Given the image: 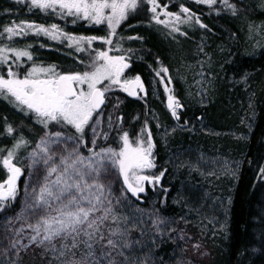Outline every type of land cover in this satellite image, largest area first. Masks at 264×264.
<instances>
[{"label": "rangeland", "instance_id": "1", "mask_svg": "<svg viewBox=\"0 0 264 264\" xmlns=\"http://www.w3.org/2000/svg\"><path fill=\"white\" fill-rule=\"evenodd\" d=\"M28 1L30 2V0ZM256 2L258 9L264 12V0H256ZM165 11L163 7L157 9L159 18L168 22L158 23L159 26L173 23L172 26H169L170 28H181L180 22L164 15ZM26 33L36 34L35 30H26ZM168 33L172 35L170 29ZM242 34L244 38L242 42L243 55L257 56L264 51V18L244 19ZM37 35L47 36L42 33ZM47 37L51 41L63 38L52 39L50 36ZM69 43L73 42L70 40ZM0 48L27 51L31 55L29 48L19 45L17 39H13L11 42H1ZM107 51L110 55L116 56L111 53V50L107 49ZM6 54L12 57L9 63L13 65V70L18 75L19 72L14 67H17L16 65H19L17 68L25 67L24 71H20L22 72V75H19L20 77L26 75L32 67H43L41 63L32 64L35 58L33 55H31V60L27 57L16 60L11 52ZM232 59L233 56L227 43L215 40H207L202 45L197 46L191 57L183 56L176 59L175 77L178 78L179 84L182 86L185 101L192 106L196 114L190 121L169 122L166 119L164 122L158 123L156 125V135L151 133V137L153 143L157 140L162 146L164 154L162 168L169 167L172 169L173 175L181 176L179 187L175 191V197L171 199L172 202L177 203L178 213L169 215L164 212L155 197H152L146 204L139 203L143 201H137L135 199L137 197L126 190L123 176L119 174L118 169L111 170L100 177L101 182L108 185L107 195L111 200V207L114 214L120 218L118 223L113 222L111 219L106 221L105 234H108L107 230L109 228L119 227L121 230H127L126 239L131 246L122 249V251L132 264H141V262H144V264H159L158 260L160 258L155 253L156 248L150 246L148 242L163 233L167 235L169 240H174L173 248L179 247L177 254L169 256L172 257L169 259L170 264H215L210 259L212 258L210 254L211 247L205 245V243L211 242L215 246H220L223 241L221 238L226 236L231 195L242 165V147L253 128L258 96L257 90L249 83L250 81H247L246 75L240 78L235 76L230 78L231 84L228 92L231 96L228 107L232 110L230 112L232 119L224 124L225 127L223 128L222 125H218L221 123L215 124L213 122L209 108L212 105L218 108L221 104L220 101L218 102V98L221 96L220 86L225 84L226 79H228L225 68ZM6 70L7 65L0 64V75L6 74ZM125 70L122 79L129 80L130 78H125ZM170 77L167 74L163 81V88L166 93L165 100L161 97L157 83L148 89L150 98L157 101V107L161 111L166 109L167 97L171 95V91H166L165 85L167 84V87L171 90L172 86H175L173 79ZM169 78L171 80L170 84L168 83ZM236 87H240V89H235ZM124 94L128 95L118 86L113 87L106 94L107 101L102 110L103 115L94 117V119L98 118L100 120V123L95 125L97 135L94 138L97 143L99 139H104L107 118L111 129L122 127L116 112L126 103ZM8 103L14 106L13 103L9 101ZM109 104H111L110 111ZM6 109L13 114L11 106H7ZM154 111L156 112V109ZM18 116H20L22 126L27 125V116H29L31 122L28 123L33 125L37 132H34L35 134H32L33 136L27 140L29 141L28 145L16 153L15 160L17 159L18 164L23 167L24 175L21 186L17 189L15 200L8 202L7 207L10 206L9 210L0 215V235L4 237L3 246L0 249V258L2 259L0 264H61L63 258H57L58 252H54L43 245L29 244L28 238L34 233L28 225H35L40 216L44 215V212L39 208H29L27 205L34 203L30 194L34 188L38 190L37 186L43 182L45 175L44 165L37 164L33 166L29 153L33 151L46 130L36 122L32 113H24V115ZM199 129L201 133L198 131ZM48 130L63 131L68 136H72L68 133V131H72L73 135H78L70 126L61 128L49 125ZM85 131L87 146L83 149L82 144L79 145L80 154L90 156L89 148H93L95 151L100 148H112L104 143L100 144L99 147L96 146L97 144L95 146L91 145L92 131L90 128H86ZM195 133L197 136L194 139H199L198 142L192 141ZM21 136L19 133L0 135V137L5 138L4 141L1 139L4 148L1 144L0 147L5 149L6 155L7 150L13 149ZM143 138L146 139L147 136ZM129 140L133 142L130 137ZM29 146H31L30 149ZM75 146L71 140L62 141L59 146L53 145L52 148L57 154L54 161L59 163V156L67 155ZM135 146L136 144L133 143V147ZM119 150L120 148L116 151ZM1 165L0 176L3 173ZM146 171L150 172L152 170L145 169L142 172ZM139 175L146 176L144 173ZM25 212L30 215L25 216L26 219L22 218ZM158 220H162L164 223L157 224ZM191 222L195 227L193 229L188 228ZM21 229L22 231H20ZM17 240L19 244L16 248H12V243ZM53 243L56 244L57 250L60 249V242L53 241ZM20 245H28V247L23 248ZM197 245H199L198 248ZM187 250L189 257L185 255ZM31 253L35 254L34 257H30L29 254ZM37 253L39 255H36ZM183 254L184 256H182ZM117 259H122V257H117ZM156 261L157 263H155Z\"/></svg>", "mask_w": 264, "mask_h": 264}, {"label": "snow or ice", "instance_id": "2", "mask_svg": "<svg viewBox=\"0 0 264 264\" xmlns=\"http://www.w3.org/2000/svg\"><path fill=\"white\" fill-rule=\"evenodd\" d=\"M30 2L32 7L45 12L59 10L61 16L71 15L97 25L106 23L110 30L109 37L99 39L106 44H112L110 37L115 35V30L121 22L127 20L129 14L137 10L140 0H30ZM197 2L211 5L216 0ZM148 3L152 5V19L156 23H168L159 18L157 9L160 5L157 0H148ZM224 3L231 7L235 14V6L228 5V0H224ZM180 11L189 13V9L183 6ZM164 15L176 22H187L181 20V16L176 13L165 11ZM192 18L189 15L188 19ZM196 19L198 21V18ZM201 27L206 26L201 24ZM26 30H35L36 34L42 33L52 39L64 37L73 42L77 51H84L80 45L85 41L91 45L93 40L98 39L68 36L55 24L45 28L42 25L21 23L5 28L4 32L11 38L26 34ZM174 30L179 31V28ZM8 52H11L16 60H20L21 57L32 59L27 51L0 48V64L7 65L6 76L0 75V97L8 99L26 114L32 113L36 122L46 130L33 151L29 153L33 166L42 164L45 169L43 182L37 186L38 190L34 188L30 194L34 203L27 205L29 208H39L44 212L35 225H28L34 233L28 238L29 244L43 245L58 252L57 258H63L61 264H132L122 251L131 246L126 239L127 230H121L119 227L109 228L108 234H105L106 221L111 219L118 223L120 218L114 214L111 207V200L107 195L108 185L101 182L100 177L118 169L119 174L123 176L126 190L137 198L145 191L142 186L144 181L158 183L164 175L163 172L155 177L138 174L156 166L153 157L155 145L151 132L147 131L146 139L141 137L134 142H130L129 134L124 132L121 137L123 147L119 151L112 148H100L95 151L89 148L91 155L84 156L80 154L79 145L87 146L84 140L86 128L92 131L91 145L97 144L94 138L97 135L95 125H98L100 120L94 117L103 115L102 106L105 105L106 94L118 86L129 95L136 96L137 89L144 91L140 77L136 76L134 81L122 79L124 70L130 67L127 58L123 55L112 56L107 50L98 51L90 59L88 70L82 73L60 74L56 72L55 67H32L26 75L20 77L9 63L12 57L6 54ZM167 71V68H162L156 73L162 82L165 77L161 72ZM168 83H171L170 78ZM165 88L166 91H171L167 84ZM167 107L172 116L179 120L178 110L183 108L180 101L169 95ZM49 125L61 128L70 126L78 135L68 136L63 131L48 130ZM6 131L11 135L14 129L9 125ZM68 140L73 141L76 146L67 155H60L59 163H56L54 157L57 154L52 146H59L62 141ZM28 143L29 141L21 137L13 149L7 150L6 156L0 157V164L8 172L6 181L0 183V211L8 206L9 201L16 198L17 181L23 170L13 161L17 151L26 147ZM133 143L136 144L135 147ZM261 174L264 177V169H261ZM160 223L164 221L158 220L157 224ZM53 241L61 243L60 249H56ZM18 244V240L14 241L12 248H16Z\"/></svg>", "mask_w": 264, "mask_h": 264}, {"label": "trees", "instance_id": "3", "mask_svg": "<svg viewBox=\"0 0 264 264\" xmlns=\"http://www.w3.org/2000/svg\"><path fill=\"white\" fill-rule=\"evenodd\" d=\"M157 2L160 5L159 9L163 7L167 12L179 14L181 20L187 21L181 23L179 31L169 27L173 23L159 26L152 19V5L148 3V0H140L137 10L131 12L128 19L122 21L117 27L115 35L110 37L112 44H106L99 39L109 37L110 30L105 23L97 25L71 15L61 16L59 10L45 12L32 7L28 0H0V43L17 39L19 45L28 47L31 55L35 57L32 64L41 63L44 68L55 67L56 72L60 74L82 73L88 70L90 59L98 51L109 49L116 56H125L130 65L125 70V78L131 80L139 76L147 86V92L140 94L137 98L124 94L126 103L116 112L121 128L111 129L107 118L103 138L107 139V145L118 150L122 146L121 137L124 132H127L134 142L141 137H146L147 131L156 135V125L166 119L169 122H183L187 115L189 121L194 118L196 111L183 97L180 98L183 109L178 111L181 119L177 120L171 116L167 105L164 111L158 109L157 101L150 98L148 89L157 83L161 97L165 100V89L160 77L156 75L157 72L167 68V73L161 72V75L166 78L169 74L174 84L178 86L179 81L174 74L176 59L183 56L191 57L195 48L207 40L225 41L233 59L225 68L228 79L220 86L221 96L218 102L220 101L221 104L218 108L214 105L209 108L213 122L221 123L218 125H222L223 128L225 127L223 125L232 119L230 117L232 110L228 107L231 96L228 92L230 78L248 76L258 96L253 128L242 147V165L231 195L226 236L221 238L223 239L221 247L211 242L205 245L212 248L211 255L214 256L212 259L215 264H264V177L261 174V169H264V51L257 56H245L242 53L243 20L262 18L264 13L258 9L256 0H228V5L235 6V14L231 7L225 5L224 0H216L211 5L197 2V0H157ZM181 6L189 9V13H181ZM189 15L193 18L188 19ZM21 23L48 28L55 24L68 36L97 37L98 39L93 40L91 45L85 41L80 45L84 51H77L73 43H69L70 40L64 37L51 41L47 36L26 33L9 38V35L4 32L5 28ZM201 24L206 27H201ZM169 29L172 35L168 33ZM129 37H139V39H129ZM14 69L22 75L20 71H24L25 67H14ZM174 94L180 97L178 92ZM110 110L111 104H109ZM194 138H192L193 142L199 141ZM154 145V155L160 161L155 162V168L148 174L159 176L163 172L162 185L153 188L148 186L146 192L140 193V196L144 199L143 204L149 202L150 196L155 197L164 212L173 215L179 212L177 203L172 202L171 199L175 197L181 176L173 175L169 167L162 168L164 159L162 146L157 140ZM82 147L85 149L86 146L83 144ZM14 161L18 163L17 159ZM135 199L138 201L137 198ZM9 208L10 206L6 207L0 211V214H4ZM188 228H191V225ZM159 237L162 241H166V244L159 248L156 246V255L159 258L171 256L173 244L168 243L169 239L164 233Z\"/></svg>", "mask_w": 264, "mask_h": 264}, {"label": "bare ground", "instance_id": "4", "mask_svg": "<svg viewBox=\"0 0 264 264\" xmlns=\"http://www.w3.org/2000/svg\"><path fill=\"white\" fill-rule=\"evenodd\" d=\"M262 12V11H261ZM264 13V12H263ZM262 18H264V17H262ZM254 19H260V18H254ZM246 56V55H245ZM247 77V81H249V78H248V76H246ZM250 83V82H249ZM175 92H178V94H180V97L178 96V95H176V94H174ZM172 93L175 95V97L180 101V103L183 105V103H182V100L180 99L181 97H183L184 98V96H183V91H182V86L180 85V84H178V86H176V84H175V86H172V90H171V95H172ZM174 95H172V96H174ZM169 96V95H168ZM107 101V100H106ZM167 103H168V97H167V102H166V105H167ZM11 106V105H10ZM6 105L4 104V103H2V102H0V135H8V133H7V131H5V132H3L5 129H6V127L7 126H11L13 129H14V132L13 133H19L20 135H22L21 137H23L25 140H28V139H30V137H32L33 135L32 134H35L34 132H37V129L33 126V125H31L30 123H28V122H31V119H30V117L29 116H27V120H28V122H26V126H22V124H21V119L19 118L20 116H18V115H24V111H21L16 105H14V106H11V108L13 109V114L11 113V112H9L7 109H6ZM183 109V108H182ZM179 111V110H178ZM178 115H179V113H178ZM179 117H180V115H179ZM34 118V117H33ZM181 118H179V120H180ZM186 120H189L188 119V115L186 116ZM180 122H182V121H180ZM70 130H72V129H70ZM199 132H200V129L198 130ZM68 133L70 134V135H73V132L72 131H68ZM201 133V132H200ZM188 135V134H187ZM197 135H196V133L194 134V137H196ZM1 139L4 141V139L5 138H2L1 137ZM107 139L106 140H102V139H99V142L97 143V145L96 146H98L99 147V145L100 144H105V145H107ZM83 145V144H82ZM1 146L3 147V143H1ZM4 148V147H3ZM31 148V146H29V149ZM83 148V147H82ZM84 149V148H83ZM0 150H2V148L0 147ZM154 153H155V151L153 150V157H155V159H154V162H158V161H160V159H156L157 157H156V155H154ZM17 166H19L20 167V165L17 163V162H15V161H13ZM163 162V161H162ZM166 168H168V167H166ZM153 171V170H152ZM144 173V175H146V176H149V177H153L154 175H151V174H148V173H150V172H148V171H146V172H143ZM24 175V174H23ZM23 175L21 176V178L19 179V182H18V187H17V189H19L20 188V186H21V183H22V179H23ZM2 176V175H1ZM0 176V177H1ZM161 181H162V179H161ZM161 181H159L158 183H152V182H149V181H146L147 182V184H145L144 185V189H145V191L144 192H146V189H147V187L149 186V187H151V188H153V187H157V186H161L162 185V182ZM166 188V187H165ZM18 192V191H17ZM144 192H142V193H144ZM153 196H150L149 197V200L152 198ZM138 199V201H144V199L140 196V194H139V197L137 198ZM140 203H143V202H140ZM0 215H2V214H0ZM25 216H30L29 214H27L26 212H25V214H24V216H22V218H24V219H26V217ZM229 220V219H228ZM190 225H191V228H189V229H193V228H195L194 226H193V222H191L190 223ZM10 230V229H9ZM6 234V233H5ZM4 239V237L3 236H1L0 235V249L2 248V243H3V240ZM149 245L150 246H155V248H156V246H157V248H159V247H163V246H165V244H166V241H162V238L161 237H155L154 239H151L149 242ZM168 243H171V244H173V246H174V240H168ZM178 248L179 247H176V248H172L173 249V251H172V255H175V254H177L178 253ZM211 250H212V248H211ZM187 253H185V255L187 256V257H189V255H187L188 254V250L186 251ZM211 253L213 252V251H210ZM210 253V254H211ZM30 255V257H34V255H33V253H31V254H29ZM36 255H39V253H37ZM171 255V256H172ZM213 255V254H212ZM182 256H184V254L182 255ZM1 257V256H0ZM214 256H212V258H213ZM170 258H172V257H163V258H160V260H158V263L159 264H170V262H169V259ZM212 258H210L211 260H213ZM31 259H33V258H31ZM168 260V261H165V260ZM2 261V259L0 258V262ZM155 263H157V261L155 262Z\"/></svg>", "mask_w": 264, "mask_h": 264}, {"label": "flooded vegetation", "instance_id": "5", "mask_svg": "<svg viewBox=\"0 0 264 264\" xmlns=\"http://www.w3.org/2000/svg\"><path fill=\"white\" fill-rule=\"evenodd\" d=\"M4 75H6V74H4ZM8 99H5L4 97H0V102H2V103H4L6 106H10L9 105V103H8ZM86 132V131H85ZM86 136H87V134H85ZM88 139V138H87ZM84 140H85V137H84ZM0 144H1V137H0ZM0 153L2 154V156L1 157H3V156H6V154H5V149H2V150H0ZM2 166V165H1ZM22 167V166H21ZM2 168H3V173H2V176L0 177V183H3L4 181H6V179H7V176H8V172H7V170L2 166ZM22 169H23V167H22ZM24 170V169H23ZM150 170H153V168L152 169H150ZM150 172H152V171H150ZM143 172H140V173H138V174H142Z\"/></svg>", "mask_w": 264, "mask_h": 264}, {"label": "water", "instance_id": "6", "mask_svg": "<svg viewBox=\"0 0 264 264\" xmlns=\"http://www.w3.org/2000/svg\"><path fill=\"white\" fill-rule=\"evenodd\" d=\"M135 80V78L134 79H131V80H129V81H134ZM141 80V79H140ZM141 83H142V85H143V89H144V91H139V89H137V92H138V95H136V96H132V95H129V97H131V98H137L139 95H140V93H143V94H145L146 92H147V86L145 85V83H143V81L141 80ZM105 104H106V98H105ZM104 107H105V105H103L102 106V110L104 109ZM17 166V165H16ZM19 167V166H18ZM21 169H22V167H20ZM23 170V169H22ZM23 175V174H22ZM21 175V176H22ZM21 176L19 177V179L21 178ZM19 179H18V181H17V187H18V182H19ZM146 182V181H145Z\"/></svg>", "mask_w": 264, "mask_h": 264}]
</instances>
